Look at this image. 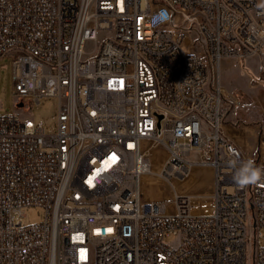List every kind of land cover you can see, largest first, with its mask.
Returning a JSON list of instances; mask_svg holds the SVG:
<instances>
[{
	"label": "built area",
	"instance_id": "1",
	"mask_svg": "<svg viewBox=\"0 0 264 264\" xmlns=\"http://www.w3.org/2000/svg\"><path fill=\"white\" fill-rule=\"evenodd\" d=\"M259 3L0 0V60L27 111L0 115V264H264V184L240 188L229 163L264 168V121L247 159L224 132L222 85L225 60L264 72ZM45 98L53 133L29 115ZM144 143L165 149L170 184L214 169L210 213L175 192L174 214L143 201ZM30 207L45 220L25 224Z\"/></svg>",
	"mask_w": 264,
	"mask_h": 264
},
{
	"label": "rangeland",
	"instance_id": "2",
	"mask_svg": "<svg viewBox=\"0 0 264 264\" xmlns=\"http://www.w3.org/2000/svg\"><path fill=\"white\" fill-rule=\"evenodd\" d=\"M227 70L222 69V85L226 97L224 99V123L231 126L240 125L252 116L260 118V125L264 121V72L257 58L248 59L245 69L233 67L228 60ZM248 68V69H247ZM226 70V71H225ZM13 67L11 58L0 60V115L17 113L27 114V111L18 106L14 93ZM57 105L55 98H45L41 104L29 112L36 121H44L49 133L56 131ZM261 116V117H260ZM144 150H150L154 167L159 172L166 160L167 153L161 146L144 143ZM197 159V156H194ZM149 176L148 180H144ZM159 180V181H158ZM154 174L143 177L141 188L144 202H166L168 212L175 213L174 198L184 196L197 203L198 212L211 211V195L213 194V176L204 166L195 165L185 179H175L172 184ZM175 187V190L173 187ZM175 192V193H174ZM25 224L40 223L45 220V210L38 207L26 209ZM252 215V213H251ZM261 243L264 244V229L260 231ZM249 264H254L253 255Z\"/></svg>",
	"mask_w": 264,
	"mask_h": 264
},
{
	"label": "crops",
	"instance_id": "3",
	"mask_svg": "<svg viewBox=\"0 0 264 264\" xmlns=\"http://www.w3.org/2000/svg\"><path fill=\"white\" fill-rule=\"evenodd\" d=\"M228 63V60L224 61L223 68L226 70L229 66ZM260 121V118L252 116L250 119L244 120L242 124L237 126H231L229 122L224 123L223 129L225 134L247 159H255L257 157L259 150ZM204 168H206L210 172L211 176H213L214 191V169L212 167ZM201 213L207 214L210 212L201 211Z\"/></svg>",
	"mask_w": 264,
	"mask_h": 264
},
{
	"label": "clouds",
	"instance_id": "4",
	"mask_svg": "<svg viewBox=\"0 0 264 264\" xmlns=\"http://www.w3.org/2000/svg\"><path fill=\"white\" fill-rule=\"evenodd\" d=\"M257 7L264 9V0H260ZM170 20V14L164 9L152 17V23L154 25L163 24ZM229 163L236 168L233 180L240 188H244L249 185H256L258 183L264 184V168L257 166L253 160L244 161L240 163L238 167L237 161H230Z\"/></svg>",
	"mask_w": 264,
	"mask_h": 264
},
{
	"label": "bare ground",
	"instance_id": "5",
	"mask_svg": "<svg viewBox=\"0 0 264 264\" xmlns=\"http://www.w3.org/2000/svg\"><path fill=\"white\" fill-rule=\"evenodd\" d=\"M151 174H154V176L156 177V179L158 180V176H159V174H158V172L156 171V169L153 171V173H151ZM149 179V176L148 177H146L145 178V180H148ZM143 180V179H142ZM159 181V180H158ZM141 184H142V182H141ZM173 189L175 190V187L173 186Z\"/></svg>",
	"mask_w": 264,
	"mask_h": 264
},
{
	"label": "water",
	"instance_id": "6",
	"mask_svg": "<svg viewBox=\"0 0 264 264\" xmlns=\"http://www.w3.org/2000/svg\"><path fill=\"white\" fill-rule=\"evenodd\" d=\"M22 106H23V104H22V103H20V104H19V107H22Z\"/></svg>",
	"mask_w": 264,
	"mask_h": 264
}]
</instances>
